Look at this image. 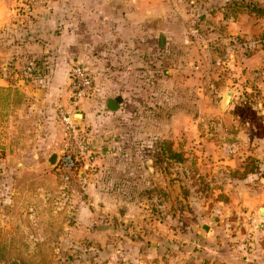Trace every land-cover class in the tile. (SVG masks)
Segmentation results:
<instances>
[{"label":"rangeland","instance_id":"1","mask_svg":"<svg viewBox=\"0 0 264 264\" xmlns=\"http://www.w3.org/2000/svg\"><path fill=\"white\" fill-rule=\"evenodd\" d=\"M33 1L16 0L17 22L41 8L28 11ZM159 11L144 54L116 55L113 64L103 56L100 69L74 58L54 85L35 82L42 74L55 78L45 56L31 66L17 59V86L0 89V264H121L127 238L147 248L154 237L202 238L189 225L231 202L226 194H204L199 149L206 135L225 142L236 112L264 110V0H161ZM75 65L93 78V96L77 106ZM227 91L233 104L222 109ZM116 97L122 103L108 112L106 99ZM82 113L86 121L73 122ZM169 148L181 163L169 158ZM52 154L55 166L48 165ZM225 214L222 224L230 220L238 229L224 226L216 238L264 241L257 212L252 221Z\"/></svg>","mask_w":264,"mask_h":264},{"label":"crops","instance_id":"2","mask_svg":"<svg viewBox=\"0 0 264 264\" xmlns=\"http://www.w3.org/2000/svg\"><path fill=\"white\" fill-rule=\"evenodd\" d=\"M160 7L161 0H49L47 6L19 23L16 0H0V69L9 70L7 79L0 75V89L17 86V59L31 66L38 57L45 56L46 69L54 71L55 78L42 74L35 82L54 85L57 71L67 70L74 58L79 61L87 57L90 68L100 69L103 56L113 64L116 55L125 58L144 54L146 33L159 25ZM108 82L112 83V79ZM259 88L264 101V81ZM96 96L95 93L93 98ZM230 113L231 110L228 114L232 120ZM81 115L83 123L88 115ZM234 116L236 127L224 134L225 142L207 140L206 135L199 149L203 179L207 182L204 194L214 193L215 198L226 194L231 202L225 207L224 202L213 201L216 206L206 220L200 226L189 225L190 229H199L202 238L154 237L149 248L127 238L121 264H264V241L231 235L216 238L224 226L232 231L238 229L237 223L230 220L222 224L225 213L236 211L238 221L246 217L252 221L251 215L257 212L260 216L264 209V110L236 112Z\"/></svg>","mask_w":264,"mask_h":264},{"label":"built area","instance_id":"3","mask_svg":"<svg viewBox=\"0 0 264 264\" xmlns=\"http://www.w3.org/2000/svg\"><path fill=\"white\" fill-rule=\"evenodd\" d=\"M47 2H48L47 0H36L27 4L26 8L28 11H31L36 7L46 6ZM70 79H71L72 98H73L72 104L74 106H77L84 99L93 96L92 94L93 78L91 74L84 67L80 65H75L74 67H72ZM59 115L61 116L62 122L65 124V128L68 131L74 130L71 119L67 117V115L63 111H60ZM74 148L78 150L80 155H83L86 149L83 143H81L79 140L76 139H75ZM259 226H260L259 230L264 235V222Z\"/></svg>","mask_w":264,"mask_h":264},{"label":"water","instance_id":"4","mask_svg":"<svg viewBox=\"0 0 264 264\" xmlns=\"http://www.w3.org/2000/svg\"><path fill=\"white\" fill-rule=\"evenodd\" d=\"M162 42V41H160ZM42 95V91H38V96H41ZM231 97H232V94L231 92L227 91V92H223L222 95H221V100H220V106L222 109H226L229 107L230 105V100H231ZM122 103V99L119 98V97H116V98H109L107 99L106 101V105H105V108L108 112H115L116 110H118L119 108V105ZM75 117H79L78 121L75 122ZM82 121V115L81 114H76L74 115L73 117V122L75 123H80ZM57 163V155L56 154H52L50 156V158L48 159V165L50 166H55ZM260 216L261 217H264V209H262L261 213H260ZM260 228V227H259Z\"/></svg>","mask_w":264,"mask_h":264},{"label":"trees","instance_id":"5","mask_svg":"<svg viewBox=\"0 0 264 264\" xmlns=\"http://www.w3.org/2000/svg\"><path fill=\"white\" fill-rule=\"evenodd\" d=\"M168 153H169V158H170V159H173L174 161H176V162H178V163H181V162H182L183 159H182L181 155L178 154V153L173 152V151L171 150V148H169Z\"/></svg>","mask_w":264,"mask_h":264},{"label":"bare ground","instance_id":"6","mask_svg":"<svg viewBox=\"0 0 264 264\" xmlns=\"http://www.w3.org/2000/svg\"><path fill=\"white\" fill-rule=\"evenodd\" d=\"M79 118V117H78ZM77 117L75 118L76 122L79 120Z\"/></svg>","mask_w":264,"mask_h":264}]
</instances>
